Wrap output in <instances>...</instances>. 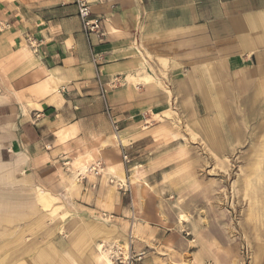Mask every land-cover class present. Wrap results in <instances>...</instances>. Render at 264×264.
<instances>
[{"label": "crops", "instance_id": "0c3cea01", "mask_svg": "<svg viewBox=\"0 0 264 264\" xmlns=\"http://www.w3.org/2000/svg\"><path fill=\"white\" fill-rule=\"evenodd\" d=\"M83 1L101 20L96 35L83 32L72 0H0V264L96 263L93 224L129 240L128 221L97 218L113 192L103 152L132 192V169L151 190L155 160L143 171L129 156L126 171L112 137L128 151L178 137L183 122L209 151L227 152L232 129L246 131L264 106V0ZM143 122L152 124L140 135ZM93 148V177L75 174ZM38 189L52 197L47 209ZM146 191L132 204L131 229L144 237L133 251L157 242L177 250L178 236L165 237L175 218L141 214ZM150 254L139 264H169Z\"/></svg>", "mask_w": 264, "mask_h": 264}, {"label": "rangeland", "instance_id": "374dc122", "mask_svg": "<svg viewBox=\"0 0 264 264\" xmlns=\"http://www.w3.org/2000/svg\"><path fill=\"white\" fill-rule=\"evenodd\" d=\"M253 119L247 123L246 131L232 129V146L227 152L209 151L202 139L191 134L183 122V129L178 130L181 134L176 138L158 134L154 138L156 144L146 138L132 142L133 147L128 151L120 146V151L124 150L132 160L144 163L143 171L148 162L144 159L155 160V164L149 166L152 167L151 190L146 191L148 184H138L136 192L132 189L137 198L135 210L137 195L142 189L149 196L142 195L141 214L159 213L165 221L175 218V225L178 224L170 227L165 235L166 241L171 233L178 236L174 240L177 250L157 242L155 247L148 245L143 252H134L131 247L133 254L143 253V260L152 252L169 264H264V106L257 109ZM151 124L143 122L136 131L143 135ZM105 154L108 153H103V157ZM97 156L98 153L92 162ZM130 158L127 165L123 163L126 171ZM91 169L89 174L94 171ZM103 173L106 174L104 170ZM110 185L111 197L108 201L103 199L108 208L103 206L97 218L102 223L107 222L109 214L116 218L114 224L128 221L126 231L129 232L133 223V192L127 179L121 186ZM95 238L101 240L98 244L102 246L110 244L111 250L117 247L112 242L106 243L101 236ZM134 239L144 243L141 235L129 234L130 246L137 245ZM121 242L117 240L121 246L117 248L125 252L127 248L122 247Z\"/></svg>", "mask_w": 264, "mask_h": 264}, {"label": "bare ground", "instance_id": "6f19581e", "mask_svg": "<svg viewBox=\"0 0 264 264\" xmlns=\"http://www.w3.org/2000/svg\"><path fill=\"white\" fill-rule=\"evenodd\" d=\"M202 74H203V72H202ZM145 82H147V81L145 80ZM224 137H226V136H224ZM123 139L124 138L122 137V140L120 141L117 136L116 137L115 136L112 137V140L109 143H110L111 148L115 152H118L120 150V146L123 144V143H121L123 141ZM97 153L98 152L94 148L91 149L90 151H88V153H87L88 158H87V162L86 163H82L79 160H75L74 164H73L74 165L75 174L88 175L90 178H92L93 174H89V170L91 169V167H89V163L94 160V157L96 156ZM15 154H17V153H15ZM104 162L106 163V169H105V173L106 174L105 175H107V178H109L110 183L112 185H114V186L115 185L116 186H121L122 183H125L126 179H124V177H123L124 172H123V170H122V168L120 166V162L118 161V159L115 158V157L113 158L110 155V153H108V154H105V156H104ZM92 170L93 169H91V171ZM130 182H131V187H132V189H134L135 192L137 191V185L138 184L147 185L146 180L142 177V175H138L137 174V170L136 169H132L131 172H130ZM127 184H128V182H127ZM38 190H39L38 194H39L41 203L43 205L44 204L49 205V203L51 202L50 201L51 198L47 194L42 192L40 189H38ZM136 199L137 198H134L133 199V203H132L134 208H135L136 203H137ZM98 225H97L98 227L95 228L96 225L93 224L91 226V228H89V229L92 230L91 231V239H90V241L95 239L96 236H101V237L104 238V241H106V243L112 242L113 244H115V246L121 247L120 244L117 243V239L116 238L112 239L113 231L112 230L110 231L111 228H108L105 225H100V224H98ZM130 230H131V234L132 235H135V236L138 237L139 234H138L137 230H135L134 228H132ZM135 240L136 239L133 240V243L134 244H138V242L135 241ZM92 243H93V241H92ZM123 243L124 244L122 245V247L129 249L131 241L130 240L129 241L126 240ZM88 245H89V241H88ZM95 245H96L95 246V250H96V255H95L96 263L95 264H111L110 258H109V253H110V250H111L112 247L109 248V249H105L101 244H96L95 243Z\"/></svg>", "mask_w": 264, "mask_h": 264}, {"label": "built area", "instance_id": "2783aa9c", "mask_svg": "<svg viewBox=\"0 0 264 264\" xmlns=\"http://www.w3.org/2000/svg\"><path fill=\"white\" fill-rule=\"evenodd\" d=\"M73 4L77 9V16L81 22L83 32L86 35L98 34L100 32V22L101 20L91 16L90 9L88 5L83 0H72ZM6 25H0V28H5ZM27 42L31 45L32 49H35L33 43L30 39ZM37 45V43H36ZM100 61V57L93 56L92 62L97 64ZM122 160L125 165L129 163V157L126 152L121 151ZM125 186V185H124ZM110 244H103L104 248H109ZM144 254L139 253L137 255L133 254L131 246L125 252L119 250L117 247L113 248L109 253V258L111 264H136L142 260Z\"/></svg>", "mask_w": 264, "mask_h": 264}]
</instances>
